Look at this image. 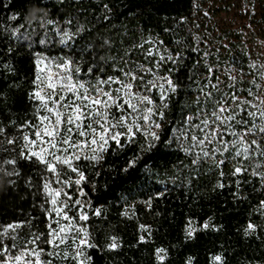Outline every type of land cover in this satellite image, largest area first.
Instances as JSON below:
<instances>
[{"label": "trees", "instance_id": "trees-1", "mask_svg": "<svg viewBox=\"0 0 264 264\" xmlns=\"http://www.w3.org/2000/svg\"><path fill=\"white\" fill-rule=\"evenodd\" d=\"M197 1L0 0V121L5 125L9 120L20 123L32 114L28 95L40 56L72 58L80 64L82 78L93 64L94 73L104 61L110 65L121 41L127 46L141 34L162 40L161 53L180 56L175 65L168 61L159 70L161 75H170L179 88L166 113L168 122L158 146L140 153L144 143L140 139L116 153L110 150L99 164L77 162L88 178L82 187L87 193L84 200L91 204L87 209L90 240L97 246L85 249L92 257L91 264H161L157 249L166 250L162 264H187L190 258L191 264H217V255L223 257V264H264V210L259 209L264 188L253 179L260 190L244 184L235 198L231 195L236 191L234 184L215 188L217 175L207 171L208 164L197 172L175 143L169 147L163 142L172 125H179L181 115L191 114L189 106L195 108L197 83H204L208 75L206 64L219 69L216 74L222 80L225 76L221 73L233 67L247 74L250 64L264 65L237 29L219 25L211 11ZM103 4H108L111 12L105 11ZM105 16L110 19L106 21ZM50 20L53 23H48ZM260 20L259 29L264 33V5ZM81 26L83 31L78 32ZM61 30L76 35L70 40L64 37L67 42L61 43ZM100 74L115 73L108 66ZM250 79L244 75L245 81ZM138 153L135 167L124 171ZM5 155L9 154L0 153V157ZM4 167L12 169L11 165ZM17 167L19 177L0 171V223L33 216L39 217L34 223L43 230L45 216L39 208L43 194L35 165L21 161ZM69 175L75 178L74 173ZM29 178L31 187L26 185ZM95 208L101 209L100 217L91 215ZM189 222L197 229L194 238L187 236ZM205 222L209 228L202 229ZM249 222L257 228L246 234ZM142 225L150 237L141 230ZM141 235L147 242L138 243ZM113 237L120 247L109 250Z\"/></svg>", "mask_w": 264, "mask_h": 264}, {"label": "snow or ice", "instance_id": "snow-or-ice-1", "mask_svg": "<svg viewBox=\"0 0 264 264\" xmlns=\"http://www.w3.org/2000/svg\"><path fill=\"white\" fill-rule=\"evenodd\" d=\"M103 9L111 12L108 4H103ZM77 31L82 32V26ZM74 35L63 31L60 42L66 43L64 37L70 40ZM163 43L143 34L127 46L121 41L111 64L104 61L95 73L93 64L83 73L86 78H82L80 64L70 57L36 61L33 90L28 95L32 114L20 123L9 120L5 125L0 121V153L9 154L0 157V171L19 177V162L35 165L43 194L39 208L45 222L43 230L34 223L39 217L33 216L0 223V264H91L92 257L85 252L97 247L88 230L91 204L81 199L87 195L82 185L88 178L77 162L99 164L110 150L116 153L140 139L144 141L140 153H149L162 141L166 113L179 85L159 70L168 61L175 65L180 58L179 54L161 53L159 45ZM104 44L111 47L108 40ZM108 66L115 74L101 75ZM205 67L208 75L204 83H197L195 108L189 106L191 114H182L179 125H172L169 138L163 142L169 147L175 143L197 172L208 164L207 171L217 175L215 188L234 184L236 191L231 195L239 198L244 184L260 190L253 179L264 188V65L250 64L247 74L233 67L221 73L223 80L216 74L219 69ZM244 75L251 79L245 81ZM9 127L14 130L9 132ZM140 153L124 171L135 167ZM5 165H11V171ZM26 185L32 186L31 178ZM73 186L75 192L70 194L66 189ZM259 209L264 210V200L259 201ZM91 215L100 217L101 209H93ZM201 228H209V223ZM256 228L249 222L245 233ZM141 230L148 232L143 225ZM196 231L189 222L188 238H194ZM139 242L147 241L141 235ZM107 247L116 250L120 245L113 237ZM156 253L162 264L166 250L157 249ZM214 261L223 264V257L217 255Z\"/></svg>", "mask_w": 264, "mask_h": 264}, {"label": "rangeland", "instance_id": "rangeland-1", "mask_svg": "<svg viewBox=\"0 0 264 264\" xmlns=\"http://www.w3.org/2000/svg\"><path fill=\"white\" fill-rule=\"evenodd\" d=\"M197 2L205 10L209 9L211 11L210 13L214 15L213 17L219 25L237 29L241 33L246 46L254 49L257 60H264V33L259 29L264 0H198ZM41 58L45 59V62L51 60L46 56H40L38 59ZM53 186L56 187L57 185ZM66 190L71 191L70 194L74 193L75 186ZM81 199L84 200V197H81Z\"/></svg>", "mask_w": 264, "mask_h": 264}]
</instances>
